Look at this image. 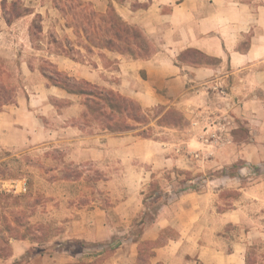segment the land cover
Here are the masks:
<instances>
[{
    "label": "crops",
    "instance_id": "1",
    "mask_svg": "<svg viewBox=\"0 0 264 264\" xmlns=\"http://www.w3.org/2000/svg\"><path fill=\"white\" fill-rule=\"evenodd\" d=\"M30 3L33 0H21ZM97 13L112 5L118 17L138 29L145 37H156L164 47L152 56L133 59L110 52L114 68L101 60L92 64L73 27L55 5L42 3L10 24L3 15L0 0V51L9 33L20 31L22 41L33 47L34 23L42 29L40 41L46 43L50 63L57 71L83 80L135 102L144 110L161 107L181 112L184 120L200 110L215 111L220 126L221 145L209 167L223 170L243 163L250 173L264 172V0H80ZM40 16V21L37 19ZM54 46L60 49H53ZM64 49L65 51L61 50ZM189 52L199 54L202 63L186 60ZM16 55L14 59L18 60ZM16 76L27 80L40 76L37 91L17 90L15 103L0 111V145L23 150L48 144H68L72 160L108 164L121 161L122 173L132 187L143 188L152 173L187 170L185 154L176 160L174 150L164 154L153 137L133 134L86 135L79 125L84 113L82 98L50 85L38 71L28 68L19 56ZM5 59L0 56V60ZM27 89V87H24ZM39 99V100H38ZM54 101V102H52ZM62 102L63 106H56ZM167 128H175L174 126ZM135 174V175H132ZM231 183L237 177L228 175ZM236 181V180H235ZM264 190L255 183L252 191ZM135 194L121 203L136 201ZM216 195L184 191L163 205L156 219L145 227L143 240L158 241L175 229L174 238H166L152 250L151 260L141 264H245L241 249L225 254L206 235L242 218L238 208L217 212ZM96 215H101L98 211ZM90 226V223L88 224ZM87 226V228H88ZM108 223L71 234L81 240L108 238ZM119 264H139L138 251L126 245ZM134 249V251H131ZM24 253L14 252V256ZM128 255V258H127Z\"/></svg>",
    "mask_w": 264,
    "mask_h": 264
},
{
    "label": "rangeland",
    "instance_id": "2",
    "mask_svg": "<svg viewBox=\"0 0 264 264\" xmlns=\"http://www.w3.org/2000/svg\"><path fill=\"white\" fill-rule=\"evenodd\" d=\"M21 2V0H8ZM56 4V0H33L25 3L35 7L42 3ZM22 3V2H21ZM64 2L60 7L64 10ZM69 9L62 12L69 22ZM21 32L9 33L0 56L6 73L5 81L9 88L27 90L33 95L40 82V76L32 81L27 76H16L15 67L19 56H24L28 68L38 71L45 62L50 63L47 45L39 36L34 38L33 47L22 41ZM149 46L148 56L161 50L164 45L156 37H145ZM83 39L78 38L77 42ZM53 49H60L54 46ZM65 51L64 49H61ZM99 51L92 56V64L101 60L106 66L114 68L116 59ZM16 55L18 60L14 59ZM189 62L202 63L197 54H188ZM46 70L50 67L45 65ZM40 73V72H39ZM27 87V89H24ZM39 100V99H38ZM54 102V101H52ZM63 106L62 102H55ZM162 109V110H161ZM164 108H154L150 113L151 137L163 148L164 154L174 150L176 160L185 154L187 170L152 173L145 187H132L128 174L117 158L108 164L76 162L72 160L68 144H48L23 150L8 149L0 145V264H119L124 256L126 245L138 251V263L151 260L152 250L166 238H174L175 229L164 232L158 241L142 239L146 226L157 217L159 209L172 202L184 191L210 193L216 195L217 212L238 208L242 218L235 224L224 225L216 232L206 235L207 243L214 244L228 254L241 249L244 257L250 247L264 250V190L252 191L255 183H262L264 172L245 169L243 163L215 171L209 167L214 160V152L221 145L220 126L215 111L200 110L191 119L184 120L181 112L174 110L175 128L157 125L164 114ZM86 135H100L101 128L96 123L79 120ZM171 127V126H169ZM135 136V135H134ZM135 175V174H132ZM228 175L237 177L231 183ZM25 182L27 192L19 193L15 186ZM135 194L136 201L121 206ZM20 196V197H19ZM101 215H96V212ZM109 225L107 239L97 242L81 240L83 247L71 234L88 228H98L103 223ZM90 223V226L88 224ZM88 226V228H87ZM24 253L14 256V252ZM44 250L41 254L37 251ZM134 251V249H131ZM128 258V255H127Z\"/></svg>",
    "mask_w": 264,
    "mask_h": 264
},
{
    "label": "trees",
    "instance_id": "3",
    "mask_svg": "<svg viewBox=\"0 0 264 264\" xmlns=\"http://www.w3.org/2000/svg\"><path fill=\"white\" fill-rule=\"evenodd\" d=\"M116 1L124 2V0ZM21 2L2 0L3 15L8 24L29 11ZM61 2H64V10L59 5ZM54 5L63 13L65 9H69L66 15L73 18L69 25L74 28L76 36L83 39L80 46L88 54L105 51L133 59L149 57V46L145 36L138 29L123 22L112 5L104 14L95 12L90 5L80 0H56ZM37 19L40 21V16H37ZM33 27V36L36 38L42 29L38 21ZM188 54L199 56L196 52ZM45 65L51 70H46ZM39 71L50 85L82 98L84 106L82 120L96 123L103 132L109 134H133L141 138H151L148 132L152 130L150 113L153 110H144L135 102L112 90L103 89L61 73L51 63L45 62L44 67L42 66ZM5 77L4 67L0 64V111L6 106L13 105L17 95V90L7 86ZM173 113L174 110L165 111L157 121V125L175 126L176 116ZM0 196L9 195L1 194ZM76 244L82 248L84 243L77 241ZM43 251L39 250L36 254H41ZM245 264H264V250L260 254L258 247H250L245 255Z\"/></svg>",
    "mask_w": 264,
    "mask_h": 264
},
{
    "label": "built area",
    "instance_id": "4",
    "mask_svg": "<svg viewBox=\"0 0 264 264\" xmlns=\"http://www.w3.org/2000/svg\"><path fill=\"white\" fill-rule=\"evenodd\" d=\"M15 187V190L18 189L17 191L21 194H25L27 192V185L25 182H19Z\"/></svg>",
    "mask_w": 264,
    "mask_h": 264
}]
</instances>
